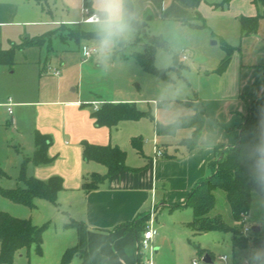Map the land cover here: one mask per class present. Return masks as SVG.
<instances>
[{"label": "crops", "instance_id": "crops-1", "mask_svg": "<svg viewBox=\"0 0 264 264\" xmlns=\"http://www.w3.org/2000/svg\"><path fill=\"white\" fill-rule=\"evenodd\" d=\"M131 1L137 19L147 20L150 34H160L170 44L188 31L185 27H200L186 24L184 20L200 22L203 17L212 26L214 22L215 25L223 23L220 27L224 29L220 33L234 47L228 68L222 74L217 72L222 77L219 84L211 88L212 92L203 100L196 97L194 106L186 104L190 99L172 100L168 118H165L160 111L163 106L156 98L150 99L155 106L154 119H150L154 127L152 142L154 148L163 150L160 156L156 151L149 153L144 141L143 154L132 145V137L143 132L145 122L139 121L147 117L121 120L115 125H98L92 114L93 102H98L100 106L115 100L145 103V99L120 95L89 98L84 97L77 87L73 88L76 94L69 96L64 89L67 76L48 71L49 66H63L65 70L66 67L63 58H57L58 54L54 52L57 40L62 41L56 36L45 37V34L61 24H84L83 7L86 4L91 9V0H0V53L12 50L11 60L0 57V133L11 124L12 132L18 138H25L30 147L31 155L26 157H32L38 148L37 132L48 135L47 155L51 160L46 164L30 160L28 164L35 166L31 175L42 180L58 175L63 180L55 206L57 224L55 232L50 233L53 252L49 253L46 245V254L36 259L35 264H64L62 256L65 250L75 246L79 239L75 227L65 226L71 219L83 221L87 226V250L93 264H135L140 252L138 233L135 225L130 228L122 225L144 215L149 216L153 206L157 210L163 207L171 209L173 204L184 202L196 183L213 172L211 162L216 158L217 146L238 141L249 104L264 93V16L260 19L258 31L253 34L242 36L240 22L241 16L263 14V2L232 0L222 8L214 6L221 0ZM228 26L234 29L229 31ZM235 34L236 40L233 39ZM212 36L209 35L210 38ZM72 41L63 43L70 45ZM70 49L68 47L67 51ZM184 51L188 55L187 59L181 56L182 61L191 60V50ZM83 61H86L84 56ZM33 81L38 83L37 90L31 87ZM10 98L12 112L8 111L7 105ZM201 109L205 110L207 117L195 146L190 148L184 142L192 134L193 129L189 127L180 128L174 134H157L156 123L170 124L182 115L194 114ZM83 141L119 146L127 153L128 167L104 179L96 189L85 190L83 183L89 176L93 172L105 174L107 167L84 159ZM184 209H191L181 219L185 220L182 221L184 225L190 227L189 222L194 218L190 206L171 210ZM249 221L251 227H260V235L264 236V197L258 194L253 195L247 213ZM155 223L156 218L153 222L156 227ZM148 225L149 217L146 227ZM164 225H159L160 232H163ZM161 237L158 231L155 241L158 242ZM251 241L252 238L247 247L238 248L231 236L234 254L231 259L223 255L224 264H264V247H254ZM158 250L159 247H155V252ZM30 252L17 254L13 264L17 257L24 255L30 263ZM142 256L143 253L142 264H150L149 255L147 261ZM66 264H81V259L75 256Z\"/></svg>", "mask_w": 264, "mask_h": 264}, {"label": "trees", "instance_id": "trees-1", "mask_svg": "<svg viewBox=\"0 0 264 264\" xmlns=\"http://www.w3.org/2000/svg\"><path fill=\"white\" fill-rule=\"evenodd\" d=\"M232 0H221L214 4L216 7H226ZM254 2H263L264 0H253ZM130 6L133 8L132 1L129 0ZM263 14L254 16H241V35L253 34L258 31L259 23ZM201 17V16H200ZM199 17V18H200ZM186 24L191 26L203 27L206 25L205 19L200 18V22L192 20H184ZM89 24V23H84ZM68 25V24H61ZM70 26V25H69ZM72 26V25H71ZM70 26V27H71ZM83 32L82 38H77V34L71 37L57 35L62 42L73 40L79 42L83 39L94 38L91 30H84L81 23L73 25ZM146 33L150 42H146L142 49H133L130 52L142 69L148 73H152L161 77H169L164 69H159L155 65V58L158 49H169L168 42L162 35L150 34L147 28V20H138L135 25L136 39H139L141 31ZM54 32L50 31L45 37H51ZM29 42L38 43L40 40H30ZM126 45H121L124 47ZM225 51L224 57L221 59L216 72L224 73L230 64L234 47L223 41ZM12 50L1 52L0 57L3 60L12 59ZM121 56L127 57L122 54ZM175 66L179 64L178 54L174 55ZM180 65V64H179ZM98 125H115L121 120H139L143 117L154 119L151 110H143L138 108L135 102H105L93 111ZM264 116V93L257 96L248 106L247 113L244 116V122L240 127L239 139L235 144L219 145L216 148V158L211 162L213 172L201 178L192 188L188 197L184 202L176 203L171 209L190 206L194 213V218L189 222L194 233L201 234L209 231H225L231 232L232 241L235 247L245 248L250 245L254 247H264V236L260 232H252L250 237L242 233V229L232 227L225 223L221 216L211 217L210 213L216 205V190H223L226 194L227 201L232 210L234 219L241 222L243 214H247L250 210L254 194L264 197V175L258 174L255 168V146L259 142L256 137L251 135V131L256 126L258 118ZM207 114L204 109L196 111L194 114H186L180 116L176 121L170 124L156 123L157 134H174L180 128H192V134L184 142L191 148L197 144L201 134ZM50 137L40 132L36 134L37 150L32 157H26L22 163L19 180L21 182L15 188L4 189L0 186V193L13 200L16 203L25 204L29 207L35 206L36 198L46 199L57 204L59 191L63 188V180L60 176L55 175L48 180L39 179L33 175H27L26 166L31 160L36 164H46L51 158L47 155ZM132 145L138 153L143 154V138L134 136L131 139ZM83 157L86 161H94L105 164L107 172L101 174L93 172L89 178L83 183V187L87 191L96 189L100 183L120 171L127 168V153L117 145H99L92 144L87 141L82 142ZM5 172L0 167V175ZM148 215H144L133 222H126L122 226L130 228L135 225L138 233V243L142 236L148 219ZM135 222V223H134ZM48 224L36 225L30 218H21L14 216L8 212H0V264H13L17 254L22 251L30 252L32 246H35L37 254H42L43 234ZM66 227L73 226L78 231V243L75 246L65 250L62 256V263L70 262L75 256H79L81 264H93L87 250V226L83 221L71 219L65 223ZM199 251L203 254L205 251L199 247ZM135 264H142V251L139 248ZM209 255V254H208ZM212 259V256L209 255Z\"/></svg>", "mask_w": 264, "mask_h": 264}, {"label": "rangeland", "instance_id": "rangeland-1", "mask_svg": "<svg viewBox=\"0 0 264 264\" xmlns=\"http://www.w3.org/2000/svg\"><path fill=\"white\" fill-rule=\"evenodd\" d=\"M51 7L55 10L53 6ZM55 13L60 18L59 12L56 11ZM205 22L206 25L203 27H185L188 28V31L181 38L174 41L173 44H170L163 36L168 42L169 49H158L155 65L159 69H164L169 76L168 78L144 71L138 62L130 56L133 49L140 50L146 42H150L143 28L139 39H136V33L134 32L132 39L124 47L119 46L114 51L107 68L99 63L96 55L83 61V48L94 46V38L83 39L79 44L72 41L70 45L57 40V44L54 45V52L58 54L57 58L60 56L63 58L66 70L63 66L58 67L61 70V75L68 78L64 87L65 93L69 96L75 95L76 92L73 91V88L77 87L80 92L84 93V97L89 98H112L118 95L121 97H134V99L142 98L145 99V103L136 102L135 100L110 102H136L140 109L148 110L151 107V113L154 115L155 106L150 99L156 98L159 101L161 91L171 85L173 91L178 90V95L174 99V101L177 100L175 102L190 99L186 101V104L194 106L196 97L203 100L204 96L212 92L211 88L219 84L222 77L214 70L219 66L225 55L223 41L230 44L226 37L220 33V30L224 29V27H220L223 23L215 25L216 22H214V26H212L208 21ZM81 26L84 30L92 31L91 24H81ZM52 27H55V25ZM228 28L229 31L232 28L234 29L231 26H228ZM76 33H78L76 35L78 39L79 37L82 38L83 32L77 29L76 26L60 25L51 36L71 37ZM209 35H213L212 38ZM228 37L231 39V36ZM233 39H237L236 34ZM68 47L71 48V51H67ZM185 49L191 50V60L183 62L180 57L183 56ZM122 54L127 57L121 56ZM175 54H178L180 64L177 67H174ZM50 84L52 85V81H50ZM37 85V81L31 83L34 90H37ZM147 118L139 121L145 122V124L142 134L137 136L143 138L144 144L148 146L149 153L152 154L156 151L152 142L154 127L150 121L151 118ZM6 127L8 129L0 133V167L5 172V174L0 175V186L4 189H10L21 184L19 177L22 163L26 157L25 155H31V150L26 144L25 138H18L16 133L12 132L11 124L6 125ZM233 131H237V128H233ZM26 172L30 176L35 172V166L32 163H27ZM55 206L56 204L54 205L46 199L36 198L35 206L29 207L25 204L16 203L0 193V212L5 211L17 217L30 218L36 225L48 224L43 234L42 254H37L35 246H32L29 256L30 263H28L27 256L24 255L17 257L15 264L19 262L21 264H35L36 259L39 260L43 254H46V245L48 252H53L50 233L55 232V225L57 224L55 219L57 207ZM190 210H171L167 207L157 210L155 224L162 237L158 242H154V247H159V250L153 254L155 264H193L194 259H197L200 264H224L221 259L223 255L230 259L233 257L231 232L216 230L201 234L193 233L188 225L182 223L185 220L181 221L186 212ZM210 215L211 217L221 216L227 225L241 228L242 223L236 222L234 219L223 190H216V205ZM162 223L165 225L163 232L162 230L160 232L158 227ZM249 223L251 222H247V224ZM199 247L205 251L203 254H201L202 251H199ZM142 253V259L147 261V252L142 251ZM206 254L212 256V263H206L203 260Z\"/></svg>", "mask_w": 264, "mask_h": 264}, {"label": "clouds", "instance_id": "clouds-1", "mask_svg": "<svg viewBox=\"0 0 264 264\" xmlns=\"http://www.w3.org/2000/svg\"><path fill=\"white\" fill-rule=\"evenodd\" d=\"M92 14L88 19L94 33V49L99 63L107 68L114 51L129 42L135 32L137 14L129 0H91ZM178 90L169 85L161 91L159 103L163 106L162 116L168 118L170 102L176 98ZM251 135L258 139L255 146V168L264 175V116L258 118Z\"/></svg>", "mask_w": 264, "mask_h": 264}, {"label": "built area", "instance_id": "built-area-1", "mask_svg": "<svg viewBox=\"0 0 264 264\" xmlns=\"http://www.w3.org/2000/svg\"><path fill=\"white\" fill-rule=\"evenodd\" d=\"M83 13H84V17H83L82 21L84 23H89L88 19L91 16L92 11L86 4L83 7ZM94 55H96L94 46H89V47L83 48V56L86 60L92 58ZM183 58L187 59V54H183ZM48 71L52 74H55V75H60V73H61V70L59 68H54L51 66L48 67ZM7 105H8V111L12 112L11 98L9 99V102L7 103ZM98 108H99V103L93 102V109L97 110ZM156 154L159 156L163 155V150H161L160 148H157ZM156 211H157L156 207L153 206V208L151 209V211L149 213V225L142 232V236H141L140 241H139V248L141 251L147 252V255H149V263L150 264H155L152 260V257H153V254L155 252L154 241H155V237L158 233L157 228L155 226H153ZM241 223H242V228H241L242 233L245 236H247L248 234L253 232L252 227L249 224H247V214L242 215ZM222 258L225 259V257H222ZM193 264H200V263L198 262L197 259H194Z\"/></svg>", "mask_w": 264, "mask_h": 264}, {"label": "water", "instance_id": "water-1", "mask_svg": "<svg viewBox=\"0 0 264 264\" xmlns=\"http://www.w3.org/2000/svg\"><path fill=\"white\" fill-rule=\"evenodd\" d=\"M252 231H253V232H259V231H260V227L254 225V226H252ZM203 260H204L206 263H210V262L212 261L208 254H206V255L204 256Z\"/></svg>", "mask_w": 264, "mask_h": 264}]
</instances>
